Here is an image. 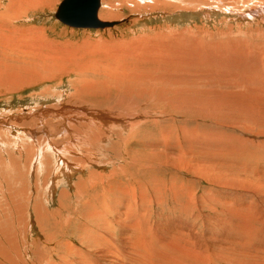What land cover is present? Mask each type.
<instances>
[{
	"label": "rangeland",
	"instance_id": "1",
	"mask_svg": "<svg viewBox=\"0 0 264 264\" xmlns=\"http://www.w3.org/2000/svg\"><path fill=\"white\" fill-rule=\"evenodd\" d=\"M61 1L62 0H47L46 2H42L41 5L37 4V7L29 9V11H27V15L22 16L21 19L13 20L12 22H8V24L5 25L7 26L11 23L13 27L16 26L20 29L32 28L33 30H39L41 31V36L44 35L46 39H48V41H51L49 42V44H61V46H59L60 48L66 50V52L69 50L72 56H74H69V59H67V61L65 62L66 64L64 63L63 69L65 70H62L61 72L55 71L50 76H46L43 79H36L35 81L24 78L22 80L21 78H19L20 80L14 79V81H12L9 78V80L4 78L9 75V71L7 69L9 68L15 71L16 65L14 63H12L13 65H11V63H9V59L5 55L3 56L5 57V59L2 57V55H0V58H2L0 59V63H2L0 64V73L3 75V79H1L0 77V198L4 200H0V208H4V211L0 209V224L2 225L3 231L5 229L4 232L6 233L11 228V232H9L12 235V239L15 240L14 245L17 249L16 253L17 255H20V259H24V257L27 256L25 257L26 260L24 259V264L35 263L36 260L34 258V255L29 256L26 251H31V249L34 248V242H36L38 249H42V252L48 253L46 262L43 264H58L60 259L59 257L64 254V243L69 244L70 248L73 247L71 249L75 250V252H79L81 255L83 254L82 256L84 259L87 257L88 259H90L91 263L94 264L95 261H99L98 263L102 264H114L116 262L118 264H129V262H127L129 259L125 257L126 249H124L127 248V246L122 243V239L119 236V227L112 221L113 219H115V217L113 216V210H111L112 208L110 207V203L114 205L115 202V204L118 205L122 201L123 205L126 208L128 207L127 211L130 212V209H133L131 212H133L134 214L131 212L129 214L128 212L129 218L131 217V222L134 220L133 222L137 221L136 223H138L140 217L142 227H144L145 229L146 227L154 229V227L156 226L158 228L157 232L159 230V233H157V235H161L162 238L166 237L164 236V234L169 228H175V231H182L183 234L186 235L190 233L189 236L191 239L195 237L192 241L194 243L196 241L195 244L192 242L191 244L195 245V247L197 248L201 247V252H204V248L208 250V252L217 250L216 246L222 239L232 238V241H234L236 236L233 237V228H231L232 224L228 216H231L230 213L237 212L236 215L234 214L231 217H233V219L235 217V221L237 219L240 221V230L242 232L251 230V232H247L252 234L253 236H250V239L246 236L244 237V235L238 237V240H240L238 243L240 244L237 246H232L233 242L229 243L228 241H226L224 242L227 243L226 245H223V243L221 242V245L228 249L220 250L224 253L218 252L219 254L223 255L224 260L221 263L220 259H217V262L215 264H249V262L250 264H258L257 262L260 263L261 261H264V190H262L261 194H259L258 191L256 192L255 189H253L250 185V180L252 182L254 179H256L255 181L257 182L264 183V122L258 121V119L262 120L263 118L255 117L252 114H243L238 112L242 109L241 106H235V108L231 109V111H226L227 113L223 112L225 114H222L220 111V113L202 111L199 108L205 107L200 106L196 108V106H193L192 103L189 104L190 106L186 105L182 108L174 107L173 105H175L176 102L175 98L178 95L174 96L175 93L173 91L169 89H163V94L161 95L162 92L159 94V96L161 95L162 97L160 99V97L157 95L159 93L158 91H161L159 89L161 87L156 86V83H150L148 86L149 91L146 94H141V97L139 94L140 98H138V94H134L135 96L131 94L130 96L129 94H125L122 92L117 93V91L115 90L105 91L103 88L110 89V87L104 86L100 87L102 89L97 88L95 90H88L86 93H80L84 84L93 82L95 80L102 81L103 75L108 74L112 71L115 72L119 67L121 68L126 66L125 70L128 72L126 76L133 75L135 73L134 75L136 76H140L141 74H143L144 76L145 74V77L148 76L147 78H153L156 77L157 74L158 77L160 76V78H162L161 75L165 74V72L167 70L169 71V69H165V72L163 71L166 66L162 64V61L164 59H162V56L160 57L161 54H156V56H159H157V59L161 61V64H159V62H153L155 61V59L153 58H156L155 53L150 54V56L144 54L145 58L142 57L143 53L140 55L142 50L141 48H143L142 52H144V49H146V44L141 45L142 47H140V51L138 49H135V42L137 41V43H144V41L142 40L146 41V39L153 41L154 39L151 38L155 36V32H158L160 28L163 31H166L165 36L167 37H169L170 34V36H172V33L181 34V32H185V37L186 35L190 36L191 39H195L197 37L201 39V37H203V39H205V42L208 41L211 43H218L222 41V43H229L230 41H232L237 42L241 47H243L244 44H251L252 46H256L253 47V50L257 49L255 50L257 52L259 50L258 46H264V33H261V36L258 37L255 32L251 31L249 33V30L263 31L264 25L259 23L257 19L254 18H252V20L250 21L242 20V18H240L239 14L236 12L240 11L243 13H248L249 11L256 10L258 8L257 5H259L260 2H264V0H260L257 5L254 4L255 0H251L252 2H250V0H239L240 3L237 4L238 7L229 9L232 12L221 10V7L222 9L223 7H230L228 5L232 4L231 2H233V0H201L202 2L199 0L201 4L198 0H194L195 4L192 0H190L188 2H180L181 7H186V10H181L178 13L171 14H165L160 12L159 10L148 11L145 8V5L147 3L152 4V0H130L126 2L125 0H100V8L98 10V14L104 10H110V6H112V10L115 7L113 13L119 18L107 20L99 18V20L107 22L127 20L125 23H121L112 28L103 30L76 29L62 24L54 17ZM241 1L245 2V4L247 3L245 7L244 5H242ZM127 2L130 4H128ZM186 3H189L190 7ZM198 3L199 5H197ZM5 4H7L6 0H0V13L4 11ZM135 4H139L141 8L136 7L138 10H135L134 6H132ZM190 4L192 5V8L194 7V11L191 8ZM209 6L212 9L210 11H208V8H205ZM205 9H207V11ZM35 34L38 35L39 33L35 32ZM149 40L147 41L149 42ZM62 44H64L65 46H63ZM129 46L135 50H132L131 48H129ZM252 46L248 47L252 49ZM84 47L88 48L87 50H89L92 55H89L90 53L88 54V52L85 51L86 49ZM105 48L106 50H104ZM91 50L96 51V53ZM137 50L139 51V53ZM74 51L76 52L74 53ZM120 51H123V53ZM81 52L84 54V56ZM118 52L120 53V55L115 54ZM124 52H127V54ZM128 53L130 54V56H128ZM86 54L88 56H86ZM113 54L115 55L114 57ZM256 54L259 59L264 62V54L262 55L259 51ZM104 56L105 58H103ZM110 56H112L113 59ZM137 56L138 59H136ZM157 59L156 61H158ZM85 61L87 63H90L92 66L97 67V69H95V74H92L91 72L77 74V72H75L74 69L77 67L78 63L80 64L81 62ZM146 62L148 65L145 64ZM151 62L158 63V65H155L153 63L151 64ZM158 66H161L160 68L162 70H160ZM145 68L147 72L150 69V71H152L151 73H154L151 74L149 71L151 75H148L145 71ZM129 69L133 73L128 71ZM183 69L184 71H186V78L193 73V76L191 75V78L194 77V81L192 82H200L201 84H203L202 87H205L204 89L202 87H198L195 90H193V88H189L190 90L195 91V95L192 94V96L196 97L199 100L206 97H210L211 99L222 98V102L225 104V102H231V100L234 98L233 95L236 94L234 92H236L237 88L240 87H237L235 84H240L239 82L241 75H238V72L236 71L233 72H236L237 76L232 75L231 69H229L231 70V72L227 69V73L231 74L228 75L233 77L229 78L226 73L227 70L225 68L226 71H223V69L220 72L223 73H218V76H220L215 77V79L214 77H211V75L217 76L216 72L218 71L215 72V70H212V67L210 68L208 66H205L203 68V66L201 67L199 65V68H194L192 66L187 67L185 65ZM138 70L141 72H139ZM158 71L159 73H157ZM168 71L166 72L167 74ZM176 71L177 70L170 69L169 74H173V76H170L169 74H165L163 76L175 78L182 74L179 71L176 73ZM213 72H215L216 74H214ZM188 73L190 75H188ZM195 74L198 75L196 78ZM200 75H203L202 79ZM204 76H206V78ZM238 76L240 78H238ZM256 77L257 76H255V78ZM191 78L187 79L191 80ZM211 78L212 81L215 82V84H218L216 82V79L224 80L225 82H227V84L225 83L226 86L221 87L223 85V82H220L219 80L218 82H220L221 86H219L220 84H218V87L214 85V83L211 84ZM232 79L235 80L236 83H233ZM85 80H87L88 82H83ZM203 80H205L206 82ZM204 84L206 85L204 86ZM258 84L260 83H254L253 86H257ZM213 85L216 88H214ZM229 87L231 89H229ZM201 89L203 91H201ZM206 89L209 90L207 91ZM244 89L246 88H241V90ZM156 92V95L151 94ZM178 92L181 93L180 91ZM164 93L165 96H163ZM224 93H226V95ZM118 94L120 96L122 94L123 98L122 96L121 98L124 100H126L127 98V100H120V98L117 97ZM184 94L182 96L186 98V93L184 92ZM229 94L231 95V98H229ZM105 96L108 98L104 99L106 98ZM144 96L147 97L146 100H144ZM192 96L190 100H192V98L194 99V97ZM154 97L156 98V101L161 100L162 102H154ZM238 97H240V100L243 101L248 100L246 96L243 97L242 95H239ZM128 98L131 101H136L133 100V98H137V101H140V103L136 102L137 105L135 106L136 110L134 112V115H137V121H135L136 119L132 113L134 111L133 108L126 109L127 111H123L124 108H122L121 110V102L129 101ZM170 98H172L174 102ZM118 100L121 102H116ZM141 100H144L145 102L143 101V103ZM171 101L173 102V104ZM115 102L117 104H115ZM167 102H169V104H167ZM118 103L120 104V106H118ZM66 105L67 108H69L71 111L74 110V114L78 112L80 115L78 114L72 117V114L68 115L64 113V111L68 110L67 108H65ZM259 105L260 104H258L257 106ZM262 106L260 105V107ZM139 108L144 113H140L139 111L141 110ZM129 111L131 112V115L133 117L130 115ZM105 112L111 113V116L114 115L113 117L116 119L123 116L124 118H126L125 120H127L128 124L126 126H122L120 125V122L116 124V121L110 125H104V122L97 118H102V113L104 114ZM126 112H128L129 114L127 115ZM254 113L257 114V112ZM96 114H99L100 116H97ZM142 114H144L145 117ZM142 116L143 119L139 118ZM50 118L52 121L50 120ZM72 118L75 120H72ZM82 119L85 121L83 122ZM69 120H72V122H70ZM138 120L140 121V123ZM245 122H247V124ZM42 124L44 125V127ZM46 124H48V126ZM129 125H131V128ZM133 125L136 126L133 127ZM60 126L62 127V129ZM68 127L70 128V130ZM38 130L40 131L38 132ZM62 130L63 132H61ZM32 131L33 133H31ZM46 131L49 133L47 134ZM67 131L69 134L67 133ZM40 132L43 133L41 134ZM70 132L73 133L70 134ZM49 134L51 135V137L49 136ZM95 138L99 140L97 141L95 140ZM86 139L90 142L86 143ZM91 142L94 144H92ZM83 143H86V145H82ZM32 144L35 146H32ZM52 148H54L55 151H53ZM94 152H96L97 155ZM169 153H172V155H170ZM62 156L65 157L64 159H67L68 163H70L71 165L73 163H78L77 165L79 167H76V164H73L72 168H70V171L67 169L68 167L66 168L68 173L66 171V174L60 173L59 175H57L59 172H56L57 170H59L58 167L60 166V161L63 159ZM167 156L173 157V161L176 160V157H180L179 159L183 157L180 160L182 166L177 167L171 162H168L166 164L164 158ZM62 168L63 166L61 167V169ZM196 168H199L200 170ZM204 169L206 170L204 171ZM71 171H76L77 173L73 174ZM55 173L57 177H53ZM93 173L95 175H93ZM229 173H231L232 175ZM93 176H95V178ZM233 179H237V181H232ZM79 181L81 182L80 184L77 183ZM171 184H174L175 187L178 185L177 187H179L180 189L178 191V196H176V189L174 194L171 192L172 190L170 191ZM132 185L133 188L131 187ZM131 189H133V191ZM108 192H112V196ZM130 193L132 195H130ZM140 195H143L145 199L141 200L139 198ZM207 199L209 201H207ZM200 200H203L202 203H205V205L203 206L204 208L202 209H199V205L197 204ZM157 202H161V205H158ZM4 203L6 207L4 206ZM129 204L131 207L129 206ZM135 205H137V208L135 207ZM17 207L18 210L22 208L19 210L20 212L17 210ZM45 208L47 209L48 214L44 215V218L41 217L40 223H38L37 221H35L38 213L43 212L42 214H45ZM124 210V207L120 208L121 212H123ZM137 210L139 213L136 212ZM90 212H97L100 215L101 220H97V223L99 225L101 223H103L102 225H104L105 223H110V226L113 227L111 232L104 231L102 229L99 230L100 226L97 227V224H95L96 222H93L92 224L86 221L85 218L87 216L85 215L90 214ZM103 213H105L106 215ZM15 214L17 217L15 216ZM134 217L135 219H133ZM141 217H144L145 220ZM22 218L25 219L22 220ZM19 219H21V222L18 221ZM130 220L128 222H130ZM49 221L52 222L50 223ZM245 221L249 222L246 223ZM57 222H59L60 224ZM145 223L147 226H143V224ZM184 224L186 225V227ZM190 224L191 226H188ZM3 225L5 226V228ZM159 227L162 228L160 229ZM189 227L192 228V231L191 228L187 229ZM84 228L86 229V232H84ZM141 231L143 233V230L138 231V233H141ZM155 232L156 231H154V233ZM45 233L46 236H48V240L46 239V236L44 237ZM111 234L113 235V238H111V242H114L112 244L110 242ZM89 235L94 236L95 238L100 236L104 241L108 240L107 242L112 245L111 250L113 249L112 251H115L114 254L116 253L118 257L120 255L123 256H120L119 258L117 256V258L114 256L113 258L111 257V255L104 260L97 259V257L94 255L95 253L90 251L91 249H93L94 245L89 242V240L91 239L87 238L89 237ZM0 237V245L2 244V246L4 245V247H6L5 245L7 244V242L5 238L2 236V234L0 235ZM241 237H243L244 239H241ZM82 239L85 241L88 240L87 243H89L90 249L88 248L89 246H86V242L83 243V241H81ZM3 241L6 242V244ZM230 244L232 245L230 246ZM76 248L78 249L76 250ZM102 249L105 248L103 247ZM116 249H118V252L116 251ZM243 254L245 257L243 256ZM249 255L254 256V259H250L248 257ZM228 258L230 260H227ZM110 259L114 260L115 262L111 261ZM117 259L121 260L120 263ZM132 262L133 263L130 264H134L133 260Z\"/></svg>",
	"mask_w": 264,
	"mask_h": 264
},
{
	"label": "bare ground",
	"instance_id": "2",
	"mask_svg": "<svg viewBox=\"0 0 264 264\" xmlns=\"http://www.w3.org/2000/svg\"><path fill=\"white\" fill-rule=\"evenodd\" d=\"M7 1V4H5V7H4V11L2 12V13H0V55H2V57L5 55L8 59H9V63H11V65H13L12 63H14L15 65H16V69H15V71L14 70H12V69H7L9 72H8V76L6 77V78H4V79H10V80H12V81H14V79H19V78H21V80L24 78V79H29V80H36V79H43V78H45L46 76H50L53 72H55V71H62V70H65V69H63L64 68V63L67 61V59H69V56L70 57H74V56H72V54H71V52H69V50L66 52V50H63L62 48H60L59 46H61V44H56L55 43V45H53V44H49V42H51V41H48V39H46V37L43 35V36H41V31H39V30H33L32 28H18V27H13L12 25H11V23H10V25H5V24H8V22H12L13 20H19V19H21L22 18V16H25V15H27V11H29V9H31V8H35V7H37L36 5L38 4V5H41V3L42 2H46L47 0H6ZM108 1V0H107ZM106 1V2H107ZM126 1H130V0H125V2ZM153 1V3L151 4V3H147L146 5H145V8L148 10V11H157V10H159L160 12H162V13H165V14H171V13H178V12H180L181 10H186L187 8L186 7H181V5H180V2H184V1H190V0H152ZM193 2H194V0H192ZM196 1V0H195ZM199 1V0H198ZM201 1V0H200ZM199 1V2H200ZM242 1H244V0H242ZM241 1V3H242V5H244V7H245V5L247 4H245V2H242ZM259 1L260 0H255V2H254V4L255 5H257L258 3H259ZM134 2V1H133ZM149 2V1H148ZM202 2V1H201ZM201 2H200V4H201ZM225 2V1H224ZM250 2H252L251 0H250ZM257 2V3H256ZM128 3V2H127ZM135 3V2H134ZM192 3V2H191ZM206 3V2H205ZM215 3H217V2H215ZM232 4H230V5H228V6H230V7H223V9H222V7H221V10H224V11H227V12H230L231 10H229V9H231V8H234V7H238L237 6V4L238 3H240L239 2V0H233V2H231ZM109 4V3H108ZM128 4H130V3H128ZM188 6H189V3H186ZM194 4H195V2H194ZM252 4V3H251ZM115 5V4H114ZM191 5V4H190ZM197 5H199V3L197 4ZM107 6V5H106ZM110 6V5H109ZM132 6H134V9L135 10H138L137 8H141V6L139 5V4H135V5H132ZM240 6H241V4H240ZM258 6V8L256 9V10H252V11H249L248 13H243V12H236V13H238L239 14V16H240V18H242V20H252V18H254V19H257V21L259 22V23H261L262 25H264V2H260V4L259 5H257ZM114 7V6H113ZM137 7V8H136ZM190 7V6H189ZM188 7V8H189ZM243 7V6H242ZM110 10L109 9H107V10H104V11H102V12H100L99 14L97 13V17H98V19L99 18H101V19H104V20H107V19H116V18H119V17H117L114 13H113V10L115 9V7H114V9L112 10V6H110ZM191 8H192V5H191ZM194 8V7H193ZM192 8V9H193ZM205 8H208V11H210V10H212L211 8H210V6L209 7H205ZM196 9H198V8H196ZM206 11H207V9H205ZM214 10V9H213ZM147 11V12H148ZM193 11H194V9H193ZM212 12V11H211ZM232 12V11H231ZM206 13V12H205ZM209 16V15H208ZM127 20H125L123 23H125ZM117 26V25H116ZM257 28V27H256ZM161 29V28H160ZM159 29V31L158 32H155V36L154 37H152L151 39H154L153 41H151V40H149V39H146V41L145 40H142V41H144V43L143 42H140V43H137V42H135L136 43V48L135 49H138L139 51L141 50V53H140V55L142 54V57H144L145 58V56H144V54H147L148 56H150V54H152V53H155V56H156V54L158 53H160L161 55H160V57L162 56V59H164L162 62V64H164L165 66H166V68H164L163 69V71L165 70V69H169V71H170V69H172V70H177L176 71V73L179 71L180 73H182L181 75H179L178 77H175V78H172V77H167V76H163V75H165V74H167L166 72L168 71H164L165 72V74H162L161 76H162V78H160V76L158 77L157 76V74H156V77H153V78H147V77H145V74H144V76H143V74H141L140 76H136V75H129V76H126L127 75V71L125 70V67H119V68H117L118 70L117 71H115V72H110V73H108V74H105V75H103V80L102 81H97V80H95V81H93V82H89V83H87V84H84V86L82 87V90H81V92L80 93H86L88 90H95V89H97V88H100L101 86H104V87H110V89H108V88H103L105 91L106 90H109V91H113V90H115V91H117V93L118 92H122V93H125V94H129L130 96H131V94H138V98H140L141 97V94H143V93H147L149 90H148V86H149V84L151 83V84H157L156 86H159V87H161V88H159L161 91H158L159 93H158V95L157 96H159V94L161 93V95L163 94V89L165 90H167V89H169V90H171V91H173L174 93H175V95L174 96H176V95H178L176 98H175V100H176V102H175V105H173L174 107H183V106H190L189 104L190 103H192V105L193 106H196V108L197 107H200V106H202V107H205V108H199L200 110H202V111H206V112H211V113H222V114H225V113H223V112H226V111H231V109H233V108H235V106L236 107H238V106H241L242 107V109H241V107H240V109L241 110H239L238 112H240V113H243V114H252L253 116H255V117H258V118H263L262 120L260 119H258V121L260 122V121H262V122H264V69H263V67H264V62L263 61H261L260 59H259V57L257 56V52L259 51L262 55L264 54V46L262 45V46H258L259 47V50L256 52L255 50H257V49H254L253 50V47H256V46H252L251 44L250 45H248V44H244V46L243 47H241L237 42H232V41H230L229 43L227 42V43H222V41L221 42H208V41H204L205 39H203V37H201V39H199V37H197V38H195V39H191L190 38V36H187L186 35V37L184 36L185 35V32H181V34L180 33H178V34H173L172 33V36H170L169 35V37H167V36H165V32L166 31H163L162 29L160 30ZM264 29V28H263ZM168 30V29H167ZM170 30V29H169ZM206 31V30H205ZM204 31V32H205ZM255 32L256 34H257V36L258 37H260L261 36V33H264V30L262 31V30H260V31H262V32H260V31H258V30H249V33L250 32ZM35 32H38L39 34L38 35H36L35 34ZM169 32V31H168ZM200 32V31H199ZM203 32V31H202ZM224 32V31H223ZM207 33V32H206ZM162 34H164V35H162ZM220 34V33H219ZM36 35V36H35ZM203 35V34H202ZM147 38V37H146ZM145 39V38H144ZM147 40H149V42L147 41ZM146 42V43H145ZM224 42V41H223ZM248 42V41H247ZM240 43V42H239ZM243 43V42H242ZM142 44H146L145 45V48L146 49H144V52H142L143 51V48H141L140 49V47H142L141 45ZM63 46H65L64 44H62ZM69 45V44H68ZM87 45V44H86ZM88 45H90V44H88ZM98 45V44H97ZM96 45V46H97ZM134 45V44H133ZM95 46V45H94ZM131 46V45H130ZM129 46V48H131ZM135 46V45H134ZM134 46H132V47H134ZM137 46H138V48H137ZM248 46H252V49L251 48H249ZM91 47V46H90ZM85 48V47H84ZM94 48V47H93ZM96 48V47H95ZM68 49V48H67ZM78 49V48H77ZM86 50L85 51H87L88 52V54L89 55H92L91 54V52L89 51V50H87L88 48H85ZM126 49V48H125ZM132 49V48H131ZM135 49H132V50H135ZM96 50V49H95ZM104 50H106V48L104 49ZM120 50V49H119ZM137 50V51H138ZM70 51H72V50H70ZM77 51V50H76ZM76 51H74V53L76 52ZM91 51H94V50H91ZM109 51V50H108ZM130 51V50H129ZM137 51H134V52H137ZM139 51H138V53H139ZM95 53H96V51H94ZM94 52H93V54H94ZM120 52H122L123 53V51H120ZM82 53V52H81ZM86 53V52H85ZM121 53V54H122ZM124 53H126L127 54V52H124ZM132 53V52H131ZM163 53V54H162ZM83 54V53H82ZM104 54V53H103ZM111 54V53H110ZM115 54H117V55H120V53L118 52V53H115ZM126 54H125V56H126ZM124 55V54H123ZM122 55V56H123ZM140 55H139V57H140ZM68 56V57H67ZM83 56H84V54H83ZM86 56H88L87 54H86ZM115 55L113 54V57H114ZM128 56H130V54L128 53ZM158 56V55H157ZM157 56H156V58H153V59H155V61H153V62H159V64H161L160 62L161 61H159L158 59H157ZM110 57H112V56H110ZM113 57H112V59H113ZM117 57V56H116ZM141 57V58H142ZM159 57V56H158ZM4 59H5V57H3ZM76 58V57H75ZM77 58H78V56H77ZM98 58H100V57H98ZM103 58H105V56L103 57ZM102 58V59H103ZM0 59H2V58H0ZM87 59H89V58H87ZM133 59V58H132ZM136 59H138V56H137V58ZM156 59L158 60V61H156ZM264 59V58H263ZM262 59V60H263ZM90 60H93V59H90ZM94 60H96V59H94ZM145 60V59H144ZM146 60H148V59H146ZM69 61V60H68ZM84 61V60H83ZM116 61V60H115ZM137 61V60H136ZM139 61V60H138ZM1 62H2V60H1ZM8 62V61H7ZM6 62V63H7ZM79 62V61H78ZM89 62V61H88ZM117 62V61H116ZM129 62V61H128ZM140 62V61H139ZM153 62H151V64L153 63ZM4 63H5V61H4ZM74 63V62H73ZM98 63V62H97ZM127 63V62H126ZM0 64H2V63H0ZM66 64V63H65ZM145 64H147V62L145 63ZM153 64H157L158 65V63H153ZM4 65V64H3ZM103 65V64H102ZM148 65V64H147ZM149 65H150V63H149ZM185 65L188 67V66H192V67H198L199 68V65L202 67L203 66V68L205 67V66H208V67H212V70H215V72L216 71H218V72H216L217 73V76H212L211 75V77H214V79H215V77H219L218 76V73L219 74H222V73H220L223 69V71H226L227 69L229 70V69H231L232 70V72L233 71H236V72H238V75L240 74L241 75V78L238 76V78H240V84L238 85L237 83H236V81L235 80H233V83H236L235 85L238 87V86H240V87H238L237 88V91L236 92H234V93H236V94H234L233 95V99L231 100V102H228V103H226L225 102V104L222 102L223 101V99L222 98H210V97H206V98H204V99H201V100H199V99H197L196 97H194V96H192V94L193 95H195V91H192V90H190L189 88H193V90H195V89H197L198 87H202V85L203 84H201L200 82H195V83H193L192 81H194L193 80V78H191L192 76H193V73L190 75L189 73H188V75H190V76H188L187 78H191V80L190 79H187L186 78V76L185 75H187L186 74V71H184V69H183V67H185ZM2 66V65H1ZM5 66H6V64H5ZM10 66V65H9ZM76 66V65H75ZM135 66V65H134ZM8 67V66H7ZM113 67V66H112ZM159 68L161 67V66H158ZM261 67H262V69H261ZM140 68V67H139ZM225 68H226V70H225ZM95 69H97V67L96 66H92L90 63H87L86 61L85 62H81L80 64L78 63V65H77V67L74 69L75 70V72H77V74H83V73H86V72H91L92 74H95V72H96V70ZM136 69V68H135ZM148 69V68H147ZM1 70V69H0ZM152 70V69H151ZM160 70H162L161 68H160ZM228 70L226 71V73L228 72ZM231 70H229L230 72H231ZM69 71V70H68ZM108 71V70H107ZM128 71H130V69L128 70ZM139 71V70H138ZM145 71H146V68H145ZM149 71H150V69H149ZM149 71L147 72V74L148 75H151V74H153V73H151L152 71H150V73H149ZM154 71H156V70H154ZM162 71V72H163ZM169 71H168V74H169ZM197 71V70H196ZM206 71V70H205ZM210 71V70H209ZM7 72V71H6ZM130 72H132V71H130ZM139 72H141V71H139ZM146 72H144V73H146ZM200 72V71H199ZM215 72H213L214 74H216ZM231 72V74L232 75H236L237 76V73L236 72H233V73H236V74H233ZM133 73V72H132ZM137 73V72H136ZM143 73V72H142ZM157 73H159V71L157 72ZM170 73H172V72H170ZM175 73V74H176ZM179 73V74H180ZM197 73V72H196ZM210 73V72H209ZM263 73V74H262ZM167 74V75H168ZM207 74V73H206ZM229 73H227V75H228ZM231 74H229V75H231ZM40 75V76H39ZM42 75V76H41ZM138 75V74H137ZM170 75V74H169ZM178 75V74H177ZM196 75V74H195ZM198 75H199V73H198ZM198 75H196L195 76V78L198 76ZM210 75V74H209ZM209 75H208V77H209ZM224 75V74H223ZM222 75V76H223ZM228 75V76H229ZM2 74L0 73V77H1V79H3L2 78ZM142 76V77H141ZM170 76H173V74H171ZM176 76V75H175ZM203 75H200V77H201V79L203 78L202 77ZM255 76H257L256 78H255ZM157 77H158V79H157ZM205 78H206V76H204ZM224 77V76H223ZM230 77H233V76H229V78ZM204 78V79H205ZM258 78V79H257ZM8 79V80H9ZM213 79V80H214ZM221 79H223V78H221ZM20 80V79H19ZM196 80V79H195ZM206 80V79H205ZM205 80H203V81H205ZM217 81V83L218 84H220V82H223V85L221 86V84L219 85V86H221V87H223V86H226L225 85V83L227 84V82H225L224 80H220V79H216ZM220 80V82H218ZM231 80V81H232ZM192 83H191V82ZM197 81V80H196ZM199 81V80H198ZM201 81V80H200ZM235 81V82H234ZM82 82V81H81ZM83 82H88L87 80H85V81H83ZM149 82V83H148ZM202 82V81H201ZM206 82V81H205ZM210 82H211V84H213L214 83V85H216V86H218V84H215V82H213L212 81V78L210 79ZM257 82H259L260 84H258L257 86H255V88H254V86H253V84L255 83V84H257ZM6 83V82H5ZM204 83V82H203ZM209 83V82H208ZM208 83H206V84H208ZM7 84V83H6ZM193 84V85H192ZM206 84H204V86L206 85ZM213 85V86H214ZM232 85V84H231ZM231 85H230V87H231ZM7 86V85H6ZM193 86V87H192ZM212 86V85H211ZM210 86V87H211ZM218 86V87H219ZM229 86V85H228ZM227 86V87H228ZM210 87H209V89H210ZM229 87V89H231ZM157 88V87H156ZM203 88V87H202ZM205 88V87H204ZM203 88V89H204ZM214 88H216L215 86H214ZM241 88H246V89H244V90H241ZM100 89H102V88H100ZM159 89H157V90H159ZM209 89H206L207 91L209 90ZM226 89V88H225ZM224 89V90H225ZM234 89H236V88H234ZM7 90V89H6ZM155 90V89H154ZM168 90V91H169ZM180 91L181 93H179L178 91ZM217 90V89H216ZM151 91H152V89H151ZM201 91H203L202 89H201ZM154 92V91H153ZM184 92L186 93V98H184L182 95L184 94ZM198 92V91H197ZM204 92H205V90H204ZM223 92V91H222ZM262 92V93H261ZM167 93V92H166ZM199 93H201V92H199ZM229 93V92H228ZM251 93H252V95H251ZM254 93V94H253ZM255 93H256V95H255ZM113 94V93H112ZM111 94V95H112ZM139 94H140V97H139ZM151 94H154V95H156L157 94V92L156 93H151ZM181 94V95H180ZM223 94V93H222ZM225 95H226V93H224ZM231 94V93H230ZM229 94V98H231L230 95ZM263 94V95H262ZM111 95H109V96H111ZM119 95V94H118ZM117 95V97H119L120 98V100L123 98V96H122V94H121V96H122V98H121V96L119 95L118 96ZM128 95V96H129ZM134 95V96H135ZM161 95L159 96L160 97V99L162 98L161 97ZM180 95V96H179ZM185 95V94H184ZM189 95V96H188ZM218 95V94H217ZM235 95H242L243 97L244 96H246L247 97V99L248 100H246V101H243V100H240V97H238V96H235ZM258 95V96H257ZM129 96V97H130ZM149 96H151V95H149ZM149 96H148V98H149ZM163 96H165V93H164V95ZM171 96H172V94H171ZM173 96V97H174ZM191 96L192 97H194V99L192 98V100H190L191 99ZM197 96V95H196ZM262 96V97H261ZM76 97V96H75ZM106 97V96H105ZM125 97H126V95H125ZM145 97V99L144 100H146V96H144ZM156 97V96H155ZM154 97V99H151V100H154V102H162L161 100H158V101H156V98ZM202 97V96H201ZM204 97H205V95H204ZM226 97V96H225ZM225 97H224V99H225ZM108 97H106V98H104V99H107ZM113 98V97H112ZM115 98V97H114ZM164 98V97H163ZM238 100H237V99ZM77 99V98H76ZM158 99V98H157ZM169 99V98H168ZM171 100H172V98H170ZM97 100H99V99H97ZM109 100V99H108ZM117 100V99H116ZM122 100H124V99H122ZM126 100H127V98H126ZM126 100H124V101H126ZM128 100L129 101H127V102H121V101H116V102H121V104H122V106H125V107H122V106H120V104L118 105V106H120L121 107V110H122V108H124L123 109V111H127L126 109H129V108H133L134 109V111L132 112L133 113V115H134V112H135V110H136V105H137V103L136 102H139L140 103V101H137V98H133V100H136V101H131L129 98H128ZM144 100H141L142 102L144 101ZM150 100V101H151ZM197 100H199V101H197ZM230 100V99H229ZM105 101H107V100H105ZM164 101V100H163ZM173 102H174V100H172ZM171 101V102H172ZM228 101V100H227ZM262 101V102H261ZM115 102V104H117ZM145 102V101H144ZM143 102V103H144ZM173 102H172V104H173ZM235 102V103H234ZM74 103V102H73ZM78 103V102H77ZM114 103V102H113ZM152 103V102H151ZM164 103V102H163ZM263 104V106H262V104ZM64 104V103H63ZM114 104V105H115ZM167 104H169V102H167ZM171 104V103H170ZM258 104H260L262 107H260V105L259 106H257ZM139 105V104H138ZM141 105H143V104H141ZM140 105V106H141ZM155 105V104H154ZM161 105H162V103H161ZM116 106V105H115ZM114 106V107H115ZM234 106V107H233ZM65 107V106H64ZM151 107V106H150ZM65 108H67V105H66V107ZM142 108V107H141ZM163 108V107H162ZM206 108H208V109H206ZM68 110H66V111H64V113H66V114H72V117L73 116H75V115H78L79 113L77 112L76 114H74V110H70L69 108H67ZM116 109V108H115ZM118 109V108H117ZM138 109V108H137ZM140 109V108H139ZM144 109V108H143ZM179 109V108H178ZM64 110V109H63ZM141 110V109H140ZM259 110V111H258ZM132 111V110H131ZM166 111V110H165ZM175 111H176V108H175ZM220 111V112H219ZM43 112V111H42ZM48 112V111H47ZM46 112V113H47ZM53 112V111H52ZM60 112H63V111H60ZM95 112V111H94ZM130 112V111H129ZM137 112V111H136ZM140 113H144V112H142V110L141 111H139ZM254 112H257V114H255ZM55 113V112H54ZM89 113V112H88ZM97 113V112H96ZM120 113V112H119ZM146 113V112H145ZM174 113V112H173ZM178 113V112H177ZM204 113V112H203ZM227 113V112H226ZM38 114V113H37ZM45 114V113H44ZM126 114L128 115L129 113L128 112H126ZM49 115V114H48ZM80 115V114H79ZM97 116H100L99 114H96ZM112 114L111 113H109V112H105L104 114L102 113V118L101 117H99V118H97V119H100L101 121H103L104 123V125H110V124H112V123H114V122H116V124L117 123H119L120 122V125H122V126H126L128 123H127V120H125L126 118H124L123 116H121V117H123V118H118V119H116V118H114L113 116H111ZM116 115H117V113H116ZM130 115H131V112H130ZM139 115V114H138ZM143 116H144V114H142ZM229 115V114H228ZM95 116V115H94ZM120 116V115H119ZM132 116V115H131ZM137 116V115H136ZM136 116L134 115V117H135V119H136ZM141 116V115H140ZM143 116L142 117H139V118H142L143 119ZM200 116V115H199ZM47 117V116H46ZM49 117H51V116H49ZM53 117V116H52ZM68 117V116H67ZM81 117V116H80ZM126 117V116H125ZM133 117V116H132ZM145 117V116H144ZM36 118H37V115H36ZM35 118V119H36ZM44 118V117H43ZM42 118V119H43ZM87 119V118H86ZM130 119V118H129ZM47 120H48V118H47ZM50 120H51V118H50ZM53 120H54V118H53ZM72 120H75V119H73L72 118ZM72 120L70 121V122H72ZM83 120V119H82ZM154 120V119H153ZM246 120V119H245ZM44 121V120H43ZM52 121V120H51ZM63 121V120H62ZM68 121V120H67ZM85 120H83V122H84ZM132 121V120H131ZM135 121H137V119L135 120ZM139 121V120H138ZM244 121V120H243ZM249 121V120H248ZM46 122V121H45ZM75 122V121H74ZM78 122V121H77ZM80 122V121H79ZM83 122H82V124H83ZM95 122H97V121H95ZM95 122H94V124H95ZM261 122V123H262ZM35 123V122H34ZM33 123V124H34ZM49 123H50V121H49ZM138 123V122H137ZM139 123H140V121H139ZM246 124H247V122H245ZM37 124V123H36ZM45 124V123H44ZM63 124V123H62ZM73 124H75V123H73ZM80 124V123H79ZM78 124V125H79ZM131 124V123H130ZM27 125H28V123H27ZM26 125V126H27ZM43 125V124H42ZM47 126H48V124H46ZM76 125H77V123H76ZM86 125V124H85ZM138 125V124H137ZM252 125V124H251ZM31 126V125H30ZM112 126V125H111ZM110 126V127H111ZM130 126V128H131V125H129ZM136 126V125H135ZM134 125H133V127H135ZM213 126V125H212ZM249 126V125H248ZM25 127V126H24ZM33 127V126H32ZM43 127H44V125H43ZM50 127V126H49ZM54 127V126H53ZM52 127V128H53ZM61 127V126H60ZM63 127H64V125H63ZM65 127H66V125H65ZM74 127V126H73ZM96 127H97V125H96ZM209 127V126H208ZM243 127V126H242ZM253 127V126H252ZM69 128V127H68ZM68 128H66V129H68ZM75 128V127H74ZM73 128V129H74ZM77 128V127H76ZM61 129H62V127H61ZM60 129V130H61ZM136 129V128H135ZM242 129V128H241ZM26 130V129H25ZM43 130V129H42ZM69 130H70V128H69ZM68 130V131H69ZM264 130V129H263ZM40 130H38V132H39ZM64 131H65V129H64ZM68 131H67V133H68ZM217 131V130H216ZM25 132V131H24ZM30 132V131H29ZM36 132V131H35ZM47 132V131H46ZM61 132H63V130L61 131ZM76 132V131H75ZM31 133H33V131L31 132ZM41 133V132H40ZM43 133V132H42ZM41 133V134H42ZM49 132H47V134H48ZM58 133H59V131H58ZM73 133V132H72ZM71 132H70V134H72ZM256 133V132H255ZM25 134V133H24ZM69 134V133H68ZM99 134V133H98ZM244 134V133H243ZM27 135V134H26ZM32 135V134H31ZM75 135V134H74ZM249 135V134H248ZM256 135V134H255ZM35 136V135H34ZM47 136V135H46ZM49 136L51 137V135L49 134ZM252 137V136H251ZM258 137V136H257ZM40 138V137H39ZM53 138H54V136H53ZM52 138V139H53ZM105 138V137H104ZM12 139V138H11ZM42 139V138H41ZM48 139V138H47ZM77 139H79V138H77ZM205 139V138H204ZM49 140V139H48ZM75 140V139H74ZM95 140H97L96 138H95ZM99 140V139H98ZM97 140V141H98ZM247 140V139H246ZM46 141V140H45ZM55 141V140H54ZM79 141V140H78ZM123 141H125V140H123ZM189 141H191V140H189ZM188 141V142H189ZM49 142H51V141H49ZM48 142V143H49ZM77 142V141H76ZM85 142L87 143V142H90V141H88L87 139L85 140ZM96 142V141H95ZM149 142V141H148ZM198 142V141H197ZM208 142V141H207ZM37 143V142H36ZM86 143H83L82 145H86ZM92 143V142H91ZM102 143V142H101ZM100 143V144H101ZM124 143V142H123ZM191 143V142H190ZM201 143V142H200ZM40 144V143H39ZM53 144V143H52ZM70 144V143H69ZM74 144V143H73ZM76 144V143H75ZM92 144H94V143H92ZM151 144V143H150ZM188 144V143H187ZM249 144V143H248ZM247 144V145H248ZM37 145V144H36ZM48 145V144H47ZM46 145V146H47ZM222 145V144H221ZM220 145V146H221ZM19 146V145H18ZM32 146H35V145H33L32 144ZM39 146V145H38ZM49 146H51V145H49ZM261 146V145H260ZM2 147V146H1ZM43 147H45V146H43ZM53 147V146H52ZM36 148V147H35ZM39 148V147H38ZM207 148V147H206ZM42 149V148H41ZM53 149V151H55L54 150V148H52ZM51 149V150H52ZM203 149V148H202ZM259 149V148H258ZM199 150V149H198ZM213 150V149H212ZM226 150V149H225ZM39 151V150H38ZM47 151H50V150H47ZM52 151V152H53ZM57 151V150H56ZM59 151V150H58ZM61 151V150H60ZM210 151V150H209ZM232 151V150H231ZM41 152V151H40ZM125 152V151H124ZM95 154H96V152H94ZM199 153V152H198ZM213 153V152H212ZM41 154V153H40ZM60 154V153H59ZM170 155H172V153H169ZM192 154V153H191ZM31 155V154H30ZM39 155V154H38ZM54 155V154H53ZM61 155H62V152H61ZM97 155V154H96ZM188 155V154H187ZM32 156V155H31ZM33 156H34V153H33ZM32 156V157H33ZM37 156V155H36ZM47 156V155H46ZM95 156V155H94ZM38 157V156H37ZM52 157V156H51ZM63 157V156H62ZM70 157V156H69ZM222 157V156H221ZM65 157H63V159L60 161V166L58 167V169L59 170H57V172L56 173H58L57 175H59L60 173L61 174H66V168L70 171V168H72V165L74 164H76L75 166L76 167H79L77 164L78 163H73L72 165L70 164V163H68V161H67V159H64ZM180 158V157H179ZM178 157H176V160H174L173 161V157H169V156H167V157H165L164 158V161H165V163L167 164L168 162H171V163H173L174 165H176L177 167H181L182 165H181V162H180V160L183 158H181V159H179ZM193 158V157H192ZM227 158V157H226ZM230 158V157H229ZM35 159V158H34ZM33 159V160H34ZM39 159V158H38ZM72 159V158H71ZM125 159V158H124ZM179 159V160H178ZM191 159V158H190ZM203 159V158H202ZM202 159H201V161H202ZM224 159V158H223ZM228 159V158H227ZM32 160V161H33ZM58 160H60V159H58ZM194 160V159H193ZM198 160V159H197ZM98 161V160H97ZM195 161V160H194ZM200 161V160H199ZM220 161V160H219ZM185 162V161H184ZM205 162V161H204ZM215 162V161H214ZM225 162V161H224ZM230 162V161H229ZM189 163H190V160H189ZM192 163V162H191ZM2 164V163H1ZM31 164H32V162H31ZM58 164H59V162H58ZM198 164V163H197ZM190 165V164H189ZM211 165V164H210ZM219 165V164H218ZM220 165H221V163H220ZM63 166V168L61 169V167ZM187 166V165H186ZM197 166V165H196ZM196 166H194V167H196ZM80 167H81V165H80ZM206 167V166H205ZM205 167H203V168H205ZM3 168V167H2ZM192 169V168H191ZM196 169H199V168H196ZM229 169H230V167H229ZM73 170V169H72ZM75 170V169H74ZM194 170V169H193ZM200 170V169H199ZM206 169H204V171H205ZM226 170V169H225ZM13 171V170H12ZM77 171V170H76ZM72 172L73 174L74 173H77V172ZM78 171H79V168H78ZM88 171V170H87ZM210 171V170H209ZM212 171V170H211ZM81 172V171H80ZM129 172V171H128ZM214 172H215V170H214ZM227 172V171H226ZM0 173H1V171H0ZM47 173H49V172H47ZM56 173L54 174V176L53 177H57V175H56ZM67 173H68V171H67ZM70 174V173H69ZM92 174V173H91ZM214 174H216V173H214ZM229 174H231V173H229ZM236 174V173H235ZM13 175V174H12ZM50 175V174H49ZM93 175H95L94 173H93ZM209 175V174H208ZM212 175V174H211ZM232 175V174H231ZM3 176V175H2ZM97 176H98V174H97ZM10 177V176H9ZM66 177H68V176H66ZM94 178H95V176H93ZM110 177V176H109ZM12 178V177H11ZM83 178V177H82ZM92 178V177H91ZM98 178V177H97ZM201 178V177H200ZM1 179V178H0ZM80 179H81V177H80ZM90 179V178H89ZM198 179V178H197ZM225 179V178H224ZM232 179V178H231ZM83 180V179H82ZM94 180V179H93ZM148 180V179H147ZM256 179H254L252 182H251V180H250V185H251V187L253 188V189H255V191L257 192L258 191V193L259 194H261V191L262 190H264V183L263 182H257V181H255ZM2 181V180H1ZM105 181V180H104ZM215 181V180H214ZM232 181H237V179H233ZM5 182V181H4ZM18 182V181H17ZM83 182V181H82ZM87 182H88V180H87ZM112 182V181H111ZM119 182V181H118ZM216 182V181H215ZM3 183V182H2ZM16 183V182H15ZM78 184H80L81 182L79 181V182H77ZM99 183H101V182H99ZM128 183V182H127ZM210 183V182H209ZM5 184V183H4ZM77 184V185H78ZM89 184V183H88ZM109 184H110V182H109ZM3 185V184H2ZM53 185V184H52ZM76 185V186H77ZM105 185H107V184H105ZM113 185H115V184H113ZM225 185V184H224ZM84 186V185H83ZM99 186V185H98ZM103 186V185H102ZM178 186V185H177ZM175 187V185L174 184H171V186H170V191L174 194V192H175V189H176V196H178V191L180 190L179 189V187ZM10 187V186H9ZM72 187H73V185H72ZM81 187V186H80ZM79 187V188H80ZM114 187V186H113ZM129 187V186H128ZM132 188H133V185L131 186ZM138 187V186H137ZM142 187V186H141ZM140 187V188H141ZM105 188H107V187H105ZM125 188V187H124ZM126 189H128V188H126ZM106 190V189H105ZM108 190V189H107ZM120 190V189H119ZM129 190H130V188H129ZM132 191H133V189H131ZM168 190V189H167ZM75 191V190H74ZM102 191V190H101ZM113 191V190H112ZM115 191V190H114ZM119 192V191H118ZM117 192V193H118ZM138 192V191H137ZM186 192V191H185ZM109 193V192H108ZM116 193V192H115ZM121 193V192H120ZM132 193V192H131ZM130 193V195H132ZM107 194V193H106ZM109 194H111V196H112V192H110ZM114 194V193H113ZM79 195V194H78ZM190 195V194H189ZM264 195V194H263ZM8 196V195H7ZM10 196V195H9ZM105 196V195H104ZM115 196V195H114ZM121 196H123V195H121ZM175 196V195H174ZM20 197H22V196H20ZM120 197V196H119ZM81 198V197H80ZM141 200H144L145 198L143 197V195H140V197H139ZM205 198V197H204ZM257 198V197H256ZM11 199V198H10ZM14 199V198H13ZM86 199V198H85ZM138 199V198H137ZM160 199H161V197H160ZM211 199V198H210ZM0 200H2V201H4L3 199H1L0 198ZM189 200V199H188ZM263 200V199H262ZM262 200H260V201H262ZM15 201V200H14ZM21 201V200H20ZM116 201V200H115ZM135 201V200H134ZM207 201H209L208 199H207ZM211 201V200H210ZM112 202V201H111ZM128 202V201H127ZM126 202V203H127ZM144 202V201H143ZM173 202V201H172ZM203 202V200H200V201H198V205H199V209H202V208H204L203 206L205 205V203H202ZM257 202V201H256ZM255 202V203H256ZM81 203V202H80ZM109 203H110V201H109ZM158 203V205H161V202H157ZM258 203V202H257ZM263 203V202H262ZM87 204V203H86ZM106 204V203H105ZM111 205H110V207L112 208L111 210H113L112 211V214H113V216L115 217V219H113L112 221H113V223H116V225L119 227V236L121 237V239H122V243L125 245V246H127V248H124V249H126L125 250V257L126 258H128L129 260L127 261V259H126V261L127 262H129V264L130 263H133L132 262V260L134 261V264H215L216 262H217V259H220V261H221V263L223 262V260H224V257H223V255L222 254H219L218 252H223V251H220V250H227L224 246H222L221 245V242L223 243V245L225 244H227V243H224V242H226V241H228L229 243H232L233 242V245L232 244H230V246L232 245V246H237V245H239L240 243H238L240 240H238V237H240V236H242V235H244V237L246 236L247 238H249L250 239V236H253L252 234H250V233H248V232H251V230L250 231H245V232H242L241 230H240V228H241V225H240V221L237 219L236 221L234 220V219H236L235 217H234V219H233V217H231V216H233L234 214L236 215V213H230L231 214V216H228L229 217V219H230V222H231V228H233V231H232V234H234V236L233 237H235L236 236V238L234 239V241H232L233 239L232 238H225V239H222V240H220V242H218V244H217V246H216V249L217 250H212V251H209L208 252V250H206L205 248V250L203 249V251L204 252H201V250H200V248L201 247H199V248H197V247H195V245H192L191 244V242L192 243H194L192 240H194V238L193 239H191L190 238V236H189V234L188 235H186V234H183V232L182 231H180V232H178V231H175V228L174 229H172V228H169V229H167L166 230V232H165V234H164V236H166L165 238H162L161 237V235H157V233H159V230H158V232H157V227L155 226L154 227V229L152 228V229H150V228H147L146 227V229L144 228V227H142V223L140 222V217H139V222L138 223H136V222H131V220H130V218H129V214H130V212L133 210H131L130 209V212L129 211H127V209H128V207L126 208L124 205H123V203H122V201L120 202V204H118V205H116L115 204V202H114V205L112 204V203H110ZM138 204V203H137ZM177 204V203H176ZM11 205V204H10ZM13 205V204H12ZM132 205V204H131ZM154 205V204H153ZM192 205V204H191ZM197 205V206H198ZM4 206L6 207V205H5V203H4ZM21 206V205H20ZM124 207V211L123 212H121L120 211V208L121 207ZM129 206H130V204H129ZM2 207H3V204H2ZM19 207V206H18ZM18 207H17V210H18ZM43 207V206H42ZM96 207V206H95ZM100 207V206H99ZM131 207V206H130ZM135 207L137 208V205H135ZM141 207V206H140ZM139 207V208H140ZM221 207V206H220ZM14 208V207H13ZM12 208V209H13ZM113 208H115V209H113ZM177 208V207H176ZM191 208V207H190ZM225 208H226V206H225ZM257 208V207H256ZM0 209H2V208H0ZM4 209V208H3ZM2 209V210H3ZM20 209H22V208H20ZM19 209V210H20ZM26 209V208H25ZM109 209V208H108ZM198 209V208H197ZM235 209H237V208H235ZM18 210V211H19ZM4 211V210H3ZM17 211V212H18ZM88 211V210H87ZM86 211V212H87ZM92 211V210H91ZM109 211V210H108ZM139 211H140V209H139ZM156 211V210H155ZM199 211V210H198ZM232 211V210H231ZM234 211V210H233ZM10 212V211H9ZM13 212V211H12ZM20 212V211H19ZM46 212V213H45ZM45 214H42L43 212H39L38 213V216H37V218H36V220L35 221H37L38 223H40V218L42 217V218H44V215H47L48 214V211H47V209L45 208ZM51 212V211H50ZM85 212V213H86ZM128 212H129V214H128ZM136 212H138V210L136 211ZM159 212V211H158ZM179 212V211H178ZM196 212V211H195ZM224 212H226V211H224ZM223 212V213H224ZM23 213V212H22ZM84 213V212H83ZM82 213V214H83ZM131 213H133V212H131ZM139 213V212H138ZM53 214V213H52ZM103 214H105V213H103ZM134 214V213H133ZM132 214V215H133ZM228 214V213H227ZM106 215V214H105ZM104 215V216H105ZM229 215V214H228ZM260 215V214H259ZM15 216H16V214H15ZM54 216V215H53ZM85 216H87L85 219H86V221H88L89 223H92L93 224V222H96L95 224H97V227H99V230L100 229H102V230H104V231H108V232H111V230L113 229V227L112 226H110L111 224L110 223H105L104 225H102L103 223H101L100 225L97 223V220H99L100 219V215L97 213V212H90V214H88V215H85ZM17 217V216H16ZM133 217V216H132ZM160 217V216H159ZM181 217V216H180ZM227 217V218H228ZM26 218H28V217H26ZM137 218V217H136ZM141 218H144V217H141ZM225 218V217H224ZM255 218V217H254ZM1 219V218H0ZM9 219V218H8ZM23 219H25V218H22V220ZM106 219V218H105ZM128 219V220H127ZM133 219H135V217L133 218ZM3 220V219H2ZM21 219H19L18 221L19 222H21L20 221ZM28 220V219H27ZM48 220V219H47ZM51 220V219H50ZM55 220V219H54ZM58 220V219H57ZM101 220V219H100ZM130 220V222H128ZM137 220V219H136ZM144 220H145V218H144ZM167 220V219H166ZM219 220V219H218ZM221 220V219H220ZM234 220V221H233ZM44 221V220H43ZM63 221V220H62ZM84 221V220H83ZM104 221V220H103ZM107 221H109V220H107ZM142 221V220H141ZM3 222V221H2ZM47 222V221H46ZM50 222V221H49ZM52 222V221H51ZM50 222V223H51ZM54 222V221H53ZM60 222V221H59ZM59 222H57V223H59ZM146 222V221H145ZM228 222V221H227ZM237 222V223H236ZM246 223H248L247 221H245ZM1 223V222H0ZM25 223V222H24ZM44 223V222H43ZM84 223V222H83ZM88 223V224H89ZM193 223V222H192ZM224 223H226V222H224ZM236 223V224H235ZM8 224V223H7ZM20 224V223H19ZM60 224V223H59ZM58 224V225H59ZM173 224V223H172ZM209 224V223H208ZM17 225V224H16ZM144 225H146V223L145 224H143V226ZM160 225V224H159ZM178 225V224H177ZM185 225V224H184ZM228 225H230V224H228ZM227 225V226H228ZM4 226V225H3ZM18 226V225H17ZM24 226V225H23ZM41 226V225H40ZM61 226V225H60ZM64 226H65V224H64ZM114 226H115V224H114ZM147 226V225H146ZM152 226V225H151ZM150 226V227H151ZM188 226H191V224L190 225H188ZM248 226H249V224H248ZM15 227V226H14ZM27 227V226H26ZM56 227H58V226H56ZM81 227V226H80ZM87 227V226H86ZM112 227V228H111ZM149 227V226H148ZM185 227H186V225H185ZM214 227V226H213ZM4 228H5V226H4ZM6 228H8V227H6ZM13 228V227H12ZM160 228V227H159ZM162 228V227H161ZM160 228V229H161ZM191 227H189V228H187V229H190ZM55 229V228H54ZM66 229V228H65ZM181 229V228H180ZM227 229V228H226ZM8 230V229H7ZM10 230H11V228H10ZM9 230V231H10ZM98 230V229H97ZM140 230H143V233H142V231H141V233H138V231H140ZM177 230V229H176ZM184 230V229H183ZM4 231H5V229H4ZM3 231V228H2V225L0 224V235L2 234V236L5 238V240H6V242H7V244H6V242H4L6 245V247H4V245L2 246V244L0 245V264H24L25 263V261H24V259H25V257H27V256H25L24 257V259L23 258H21L20 259V255L18 254L17 255V249L15 248V240H13L12 239V235L10 234V232L8 231L7 233L6 232H4ZM15 231V230H14ZM90 231V230H89ZM117 231V230H116ZM153 231V232H152ZM154 231H156L155 233H154ZM191 231H192V228H191ZM190 231V232H191ZM253 231V230H252ZM18 232V231H17ZM46 232V231H45ZM84 232H86V229L84 228ZM103 232V231H102ZM113 232V231H112ZM164 232V231H163ZM182 232V233H181ZM186 232H187V230H186ZM13 233V232H12ZM89 233V232H88ZM98 233V232H97ZM161 233V232H160ZM192 233V232H191ZM49 234V233H48ZM87 234V233H86ZM89 234H91V233H89ZM95 234V233H94ZM93 234V235H94ZM104 234V233H103ZM54 235V234H53ZM77 235V234H76ZM79 235V234H78ZM92 235V234H91ZM201 235V234H200ZM15 236V235H14ZM46 236V233H45V235H44V237ZM51 236V235H50ZM82 236V235H81ZM86 236V235H85ZM96 236H98V235H96ZM80 237V236H79ZM94 236H90L89 235V237H87L88 239L89 238H91L90 240H89V242L90 243H92V245H94L93 246V249H91L90 251H92V252H94L93 254L97 257V259H99V260H104V259H106L107 257H110L111 255V257H113L114 258V256L116 257L117 256V254L115 255L114 254V252L115 251H112L111 250V244L112 243H114V242H111V238H113V235L111 234V237H110V242H111V244H109L107 241H104L103 239H102V237H100V236H98V237H94ZM107 237V236H106ZM117 237V236H116ZM183 237H185V238H183ZM200 237V236H199ZM228 237V236H227ZM1 238V237H0ZM86 238V237H85ZM46 239L48 240V236H46ZM53 239V238H52ZM84 239V238H83ZM81 240V241H83V243H85L86 242V246H89V243H87V241H85V240ZM116 239V238H115ZM114 239V240H115ZM241 239H244L243 237H241ZM118 240V239H117ZM120 240V239H119ZM189 240H190V243H189ZM196 240V239H195ZM55 241V240H54ZM59 241V240H58ZM57 241V242H58ZM79 241V240H78ZM112 241H113V239H112ZM2 242V241H1ZM49 242V241H48ZM56 242V241H55ZM245 242V241H244ZM52 243V242H51ZM120 243V242H119ZM195 243H196V241H195ZM194 243V244H195ZM215 243V242H214ZM228 243V244H229ZM243 243V242H242ZM42 244V243H41ZM41 244H40V246H41ZM45 244V243H44ZM61 244H62V242H61ZM200 244V243H199ZM199 244H197V245H199ZM205 244V243H204ZM248 244V243H247ZM8 245V246H7ZM43 245V244H42ZM54 245V244H53ZM63 245L65 246L64 248V250H63V255H61V257H59L58 259H59V263L58 264H94V263H91V261H90V259H88L87 257L84 259L83 258V254L81 255L79 252H75V250H73V249H71V248H73V247H71L70 248V246H69V244H64L63 243ZM91 245V246H92ZM117 245H120V244H117ZM124 245H122V246H124ZM45 246V245H44ZM52 246V245H51ZM74 246V245H73ZM114 246V245H113ZM201 246H204V245H201ZM105 248V249H102V248ZM44 248V247H43ZM89 249H90V246L88 247ZM117 248V247H116ZM28 249V248H27ZM52 249V248H51ZM75 249V248H74ZM78 248H76V250H77ZM22 250V249H21ZM46 250V249H45ZM115 250V249H114ZM120 250V249H119ZM43 250L42 249H38V246L36 245V242H34V248L33 249H31V251L30 250H27L26 251V253L29 255V256H33L34 255V258H35V263H33V264H43V263H45L46 262V257L48 256V253L47 252H42ZM48 251V250H47ZM116 251L118 252V249H116ZM121 251V250H120ZM119 251V252H120ZM83 253V252H82ZM224 253V252H223ZM236 253V252H235ZM234 253V254H235ZM49 254H50V252H49ZM93 255V256H94ZM119 255H120V253H119ZM24 256V255H23ZM71 256H72V258H71ZM77 256V257H76ZM82 256V257H81ZM89 256V255H88ZM94 256V257H95ZM120 256H123V255H120ZM119 256V257H120ZM243 256H244V254H243ZM17 257V258H16ZM56 257V256H55ZM118 257V256H117ZM116 257V258H117ZM118 257V258H119ZM245 257V256H244ZM250 259H254V256H248ZM253 257V258H252ZM91 258V257H90ZM112 258V259H113ZM239 258V257H238ZM131 259V260H130ZM26 260V259H25ZM111 260V259H110ZM118 260V262L120 263V261L121 260H119V259H117ZM227 260H230L229 258L227 259ZM111 261H113V262H115L114 260H111ZM125 261V260H124ZM123 261V262H124ZM131 261V262H130ZM211 261H213V262H211ZM232 261V260H231ZM260 261V260H259ZM30 262V261H29ZM28 262V263H29ZM33 262V261H32ZM55 262V261H54ZM99 262V261H98ZM97 261H95V264H102V263H98ZM117 263V262H116ZM116 263H114V264H116ZM220 263V264H221ZM252 263H255V262H252ZM258 264H264V261H261L260 263L259 262H257ZM27 264V263H26ZM47 264H51V263H47ZM57 264V263H56ZM118 264V263H117ZM122 264V263H121ZM128 264V263H127ZM249 264H250V262H249Z\"/></svg>",
	"mask_w": 264,
	"mask_h": 264
},
{
	"label": "water",
	"instance_id": "3",
	"mask_svg": "<svg viewBox=\"0 0 264 264\" xmlns=\"http://www.w3.org/2000/svg\"><path fill=\"white\" fill-rule=\"evenodd\" d=\"M100 0H62L54 15L65 26L76 29H107L124 22L101 21L97 17Z\"/></svg>",
	"mask_w": 264,
	"mask_h": 264
}]
</instances>
